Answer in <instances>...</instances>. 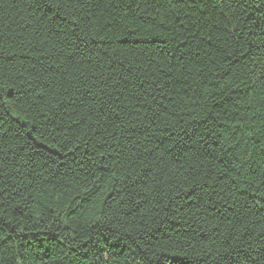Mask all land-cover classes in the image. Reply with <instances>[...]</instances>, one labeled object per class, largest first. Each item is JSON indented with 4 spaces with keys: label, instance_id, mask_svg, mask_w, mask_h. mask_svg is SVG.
Returning <instances> with one entry per match:
<instances>
[{
    "label": "trees",
    "instance_id": "trees-1",
    "mask_svg": "<svg viewBox=\"0 0 264 264\" xmlns=\"http://www.w3.org/2000/svg\"><path fill=\"white\" fill-rule=\"evenodd\" d=\"M0 264H264V0H0Z\"/></svg>",
    "mask_w": 264,
    "mask_h": 264
}]
</instances>
